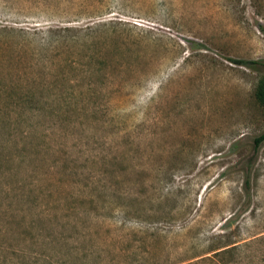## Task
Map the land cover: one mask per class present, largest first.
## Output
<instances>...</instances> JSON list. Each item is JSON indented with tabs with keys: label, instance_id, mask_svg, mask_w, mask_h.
Wrapping results in <instances>:
<instances>
[{
	"label": "rangeland",
	"instance_id": "1",
	"mask_svg": "<svg viewBox=\"0 0 264 264\" xmlns=\"http://www.w3.org/2000/svg\"><path fill=\"white\" fill-rule=\"evenodd\" d=\"M263 78L264 0H0V264H264Z\"/></svg>",
	"mask_w": 264,
	"mask_h": 264
},
{
	"label": "trees",
	"instance_id": "2",
	"mask_svg": "<svg viewBox=\"0 0 264 264\" xmlns=\"http://www.w3.org/2000/svg\"><path fill=\"white\" fill-rule=\"evenodd\" d=\"M61 30H67L69 31L70 29L69 28H61L59 29L58 31H61ZM51 32H53V30H50ZM256 98L258 100V102L261 104V106L264 108V78L261 80L259 86H258V89L256 91ZM258 140H264V133L255 140V142H258Z\"/></svg>",
	"mask_w": 264,
	"mask_h": 264
}]
</instances>
